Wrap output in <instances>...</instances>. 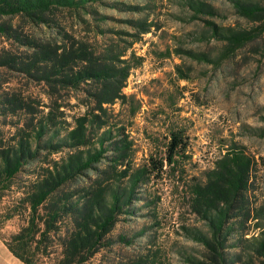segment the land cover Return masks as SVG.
Wrapping results in <instances>:
<instances>
[{"label": "trees", "instance_id": "16d2710c", "mask_svg": "<svg viewBox=\"0 0 264 264\" xmlns=\"http://www.w3.org/2000/svg\"><path fill=\"white\" fill-rule=\"evenodd\" d=\"M89 1L99 0H0V67L37 72L49 99L35 103L30 95L17 91L0 95V113L22 114L24 122L14 125L10 135L0 130V202L16 194L0 218L20 222L8 235L0 229L7 246L25 264H157V254L148 247L129 249L124 255L123 247H130L133 240L115 234V229L138 188L153 175L167 174L184 191L190 211L208 227V231L187 229L207 250L204 260L189 258L191 264H261L264 223L252 200L258 171L255 155L235 142L224 145L203 178L180 183L184 170L177 166L187 150V137L183 129L171 127L166 151L153 152L144 164H136L135 140L124 125H116L113 107L128 101L123 90L133 66L121 59L124 54L114 56L119 64L115 60L99 64L83 43L59 45L51 36L25 38L9 21L22 16L36 27H51L48 18L54 9L69 8L82 19L81 8L89 10ZM229 1L252 25L236 30L209 22L214 37L226 42L225 52L231 56L262 38L264 5ZM186 2L196 12H215L198 0ZM138 24L149 29L144 22ZM3 39L26 50L1 46ZM191 54L199 60L208 58L204 53ZM84 84L92 90L87 91L91 96L87 110L68 123L57 115L63 107L60 90L83 91ZM136 113L137 109L131 112ZM59 153L60 157H53Z\"/></svg>", "mask_w": 264, "mask_h": 264}, {"label": "rangeland", "instance_id": "374dc122", "mask_svg": "<svg viewBox=\"0 0 264 264\" xmlns=\"http://www.w3.org/2000/svg\"><path fill=\"white\" fill-rule=\"evenodd\" d=\"M198 1L215 12H196L186 0H99L89 1V10L81 8L82 19L69 8L54 9L48 18L51 27H36L22 16L9 21L25 38L51 36L59 45L83 43L99 64L124 54L121 59L133 66L123 90L128 101L113 107L116 125H124L135 140L136 164H144L153 152L162 155L166 151L171 127L183 129L187 137V150L177 166L184 170L180 183L191 184L193 178H203L224 145H244L258 160L252 200L260 208L264 223V34L228 56L226 42L214 37L209 22L236 30L249 28L251 23L229 0ZM250 1L264 5V0ZM138 22L146 23L149 29ZM57 28L60 32L55 31ZM1 46L16 52L26 50L4 39ZM191 53H204L208 58L199 60ZM18 67H0V95L17 91L30 95L35 103H48L39 74L23 73ZM88 90L91 87L87 84L83 91L61 89L58 100L63 107L57 115L71 123L85 113L91 98ZM133 109H137L135 115L131 114ZM22 117L19 113L9 117L0 113V130L14 133V125L24 123ZM177 185L163 174L153 175L138 188L115 229V234L133 240L130 247H123L124 255L129 249L148 247L157 254V264H191V257L205 259V246L194 241L187 229L208 231V227L190 211L185 193ZM15 196L8 194L0 202V215ZM0 222L5 235L16 231L20 224L17 218H0Z\"/></svg>", "mask_w": 264, "mask_h": 264}, {"label": "crops", "instance_id": "0c3cea01", "mask_svg": "<svg viewBox=\"0 0 264 264\" xmlns=\"http://www.w3.org/2000/svg\"><path fill=\"white\" fill-rule=\"evenodd\" d=\"M1 235L0 231V264H25L21 259L13 254Z\"/></svg>", "mask_w": 264, "mask_h": 264}]
</instances>
